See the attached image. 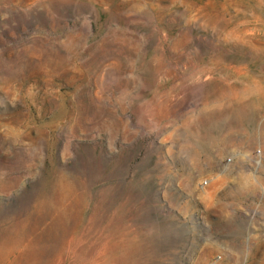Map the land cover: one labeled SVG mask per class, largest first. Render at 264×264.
Segmentation results:
<instances>
[{"label":"rangeland","instance_id":"1","mask_svg":"<svg viewBox=\"0 0 264 264\" xmlns=\"http://www.w3.org/2000/svg\"><path fill=\"white\" fill-rule=\"evenodd\" d=\"M0 264H264V0H0Z\"/></svg>","mask_w":264,"mask_h":264}]
</instances>
